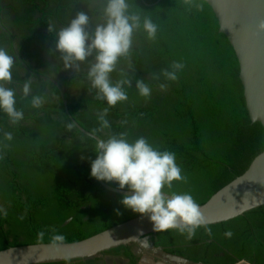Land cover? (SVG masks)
Wrapping results in <instances>:
<instances>
[{
  "label": "trees",
  "instance_id": "1",
  "mask_svg": "<svg viewBox=\"0 0 264 264\" xmlns=\"http://www.w3.org/2000/svg\"><path fill=\"white\" fill-rule=\"evenodd\" d=\"M127 2L130 13L151 18L157 33L149 39L142 27L133 32L128 56L111 73L113 82H131L125 86L128 98L109 107L97 99L87 77L94 58L66 67L55 48L56 31L79 12L88 14L91 35L104 22L105 0H1L0 47L15 58L7 86L15 89L24 119L13 125L0 112V208L6 213L0 215V252L36 245L40 230L45 240L55 230L65 244L76 243L139 217L119 203L124 195L90 176L96 140L72 123L64 100L75 122L99 139L122 134L131 143L143 137L157 150L175 153L187 180L175 183L174 190L190 192L200 206L264 151L263 127L249 118L237 57L211 7L204 0ZM175 62L183 67L168 80L163 72ZM29 79L31 93L25 97L22 86ZM137 80L148 84L149 98L139 95ZM32 96L43 98L40 108L32 107ZM104 108L108 128L98 120ZM9 131L11 141L2 135ZM208 228L198 229L191 240L176 230L151 238L155 247L194 264H264V206ZM135 246L103 257L139 264ZM101 263L106 264L100 258L71 262Z\"/></svg>",
  "mask_w": 264,
  "mask_h": 264
},
{
  "label": "clouds",
  "instance_id": "2",
  "mask_svg": "<svg viewBox=\"0 0 264 264\" xmlns=\"http://www.w3.org/2000/svg\"><path fill=\"white\" fill-rule=\"evenodd\" d=\"M103 17L104 22L97 24L90 35L87 31L90 21L88 14L77 13L66 26L56 31L55 48L61 53L66 67H78V62L93 57L94 62L87 73L91 87L96 90L97 99L114 107L127 100L125 86H131V82L127 79L113 82L111 73L119 59L128 56L133 32L142 27L147 37L154 39L157 26L149 17L142 19L140 15L130 13L127 0H105ZM49 31H55L52 25H49ZM257 31L264 32V20L257 24ZM14 64V56L0 47V112L8 117L11 124L16 125L24 119V113L16 107L15 89L7 86L13 80ZM182 67L181 63L175 62L171 65L172 70H165L163 75L174 81ZM31 87L30 79L23 83L22 93L25 97L30 95ZM136 88L140 96L146 99L150 97L151 89L144 81L137 80ZM43 103L42 97H31L33 108H40ZM107 113L108 108L98 113L102 128L109 127ZM2 135L8 141L13 138L10 131ZM94 151L95 159L90 161V176L100 182L115 184L120 191L126 190L119 203L125 210L146 218L152 224L153 232L176 230L191 240L200 228L210 231L209 221L193 195L174 190L175 183L187 180L175 153L157 150L143 137L130 143L122 134L96 139ZM116 211L119 215V209ZM0 215H6L2 208ZM225 236L230 238L232 232L226 231ZM65 241L66 237L55 230L45 240V230H40L36 233L35 244L58 250ZM144 241L147 245L149 237L145 236ZM63 259L65 264H71V257L65 256Z\"/></svg>",
  "mask_w": 264,
  "mask_h": 264
},
{
  "label": "water",
  "instance_id": "3",
  "mask_svg": "<svg viewBox=\"0 0 264 264\" xmlns=\"http://www.w3.org/2000/svg\"><path fill=\"white\" fill-rule=\"evenodd\" d=\"M213 10L223 34L232 46L239 63V80L243 88L246 109L252 123H259L264 130V32L257 31V24L264 20V0H204ZM1 3V0H0ZM0 25L1 13H0ZM13 46L20 58L15 40ZM66 114L83 134L99 139L84 130L72 118L67 101H63ZM100 185L107 191L125 195L105 182ZM264 206V151L250 164L246 172L219 190L204 205L202 214L208 226L225 223ZM143 233V235H141ZM157 233L146 218H135L89 239L64 244L58 250L28 245L9 248L0 252V264H62L64 257L71 262L102 258L114 249L136 245L150 253L163 254L170 264H194L189 260L168 254L162 247L145 244L144 237ZM14 250V251H13ZM140 264H163L145 257ZM237 264H250L240 261Z\"/></svg>",
  "mask_w": 264,
  "mask_h": 264
},
{
  "label": "flooded vegetation",
  "instance_id": "4",
  "mask_svg": "<svg viewBox=\"0 0 264 264\" xmlns=\"http://www.w3.org/2000/svg\"><path fill=\"white\" fill-rule=\"evenodd\" d=\"M149 243L154 245V241L152 238H149ZM135 247H137V246H135ZM156 248H160V247H156ZM134 254L136 256L140 257L139 264L143 261V259L145 257H148L151 260L153 259L154 262H159V263L163 262L165 264H170V262H171L166 257H164L163 254H161L159 252L150 253V252L146 251L145 249H141L140 247L134 248ZM108 257H111L113 260L109 261V259H107L106 256L102 257L100 259H104V262L106 264H128V260L121 257V256H108ZM120 260H122V262H120Z\"/></svg>",
  "mask_w": 264,
  "mask_h": 264
},
{
  "label": "rangeland",
  "instance_id": "5",
  "mask_svg": "<svg viewBox=\"0 0 264 264\" xmlns=\"http://www.w3.org/2000/svg\"><path fill=\"white\" fill-rule=\"evenodd\" d=\"M137 247H138V246H137ZM137 247H135V248H137ZM104 257H105V256H104ZM106 258L109 259V261H112V260H113L111 257H108V256H106ZM120 262H122V260H120Z\"/></svg>",
  "mask_w": 264,
  "mask_h": 264
},
{
  "label": "crops",
  "instance_id": "6",
  "mask_svg": "<svg viewBox=\"0 0 264 264\" xmlns=\"http://www.w3.org/2000/svg\"><path fill=\"white\" fill-rule=\"evenodd\" d=\"M163 263V262H162ZM163 264H165V263H163Z\"/></svg>",
  "mask_w": 264,
  "mask_h": 264
}]
</instances>
